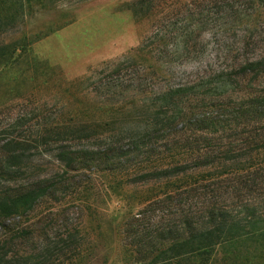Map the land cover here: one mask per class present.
Listing matches in <instances>:
<instances>
[{
    "label": "rangeland",
    "instance_id": "1",
    "mask_svg": "<svg viewBox=\"0 0 264 264\" xmlns=\"http://www.w3.org/2000/svg\"><path fill=\"white\" fill-rule=\"evenodd\" d=\"M55 9L0 35L7 45L73 15L0 73V140L47 139L27 144L0 189L49 192L0 230V264H113L132 242V217L148 229L199 227L211 184L264 165V116L243 112L256 101L264 111V70L244 71L264 58V0H73ZM55 124L65 128L48 133ZM62 150L85 158L66 168ZM182 157L183 166L165 167ZM253 197L264 200V190ZM51 247L59 257H48Z\"/></svg>",
    "mask_w": 264,
    "mask_h": 264
},
{
    "label": "trees",
    "instance_id": "2",
    "mask_svg": "<svg viewBox=\"0 0 264 264\" xmlns=\"http://www.w3.org/2000/svg\"><path fill=\"white\" fill-rule=\"evenodd\" d=\"M67 1L73 0H0V35L33 24L41 13H55V6ZM72 17L71 12H63L59 17L65 18L62 23H50L45 29L24 36L17 42L0 46V73L19 64L22 58H26L28 47L70 23ZM261 69L264 70V58L244 67V71L254 72L255 75ZM243 112L255 121L264 116L259 101L251 103L250 109ZM92 124L98 127L103 123L94 121ZM217 124L215 120L208 119L205 127L216 130ZM63 128L65 126L55 124L48 129V133ZM44 135L41 132L37 136L45 145L47 139ZM36 139L12 137L0 140V178L18 173L15 162L27 152V144L36 143ZM107 145L106 153L112 154L108 162L111 160L115 164L120 159L113 148L115 141L109 140ZM84 153L62 150L58 158L65 162L66 168H72L85 158ZM227 154L229 152H225ZM170 162L165 167L183 166L188 157ZM163 166V163L157 165L158 168ZM211 186L207 192L210 196L205 217L199 227L186 222L184 229H148L141 217H132L125 232L132 242L116 251L113 264H264V200L253 197L264 190V165L237 169L230 173V177ZM6 188L0 189V230L9 233L13 219L29 215L49 192L40 188H22L18 192ZM46 249L48 257L60 256L61 252L56 247Z\"/></svg>",
    "mask_w": 264,
    "mask_h": 264
}]
</instances>
